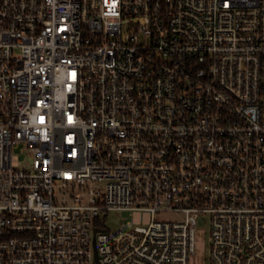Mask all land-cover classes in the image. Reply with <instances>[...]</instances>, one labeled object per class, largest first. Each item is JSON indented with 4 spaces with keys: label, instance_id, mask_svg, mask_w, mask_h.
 Returning a JSON list of instances; mask_svg holds the SVG:
<instances>
[{
    "label": "built area",
    "instance_id": "2783aa9c",
    "mask_svg": "<svg viewBox=\"0 0 264 264\" xmlns=\"http://www.w3.org/2000/svg\"><path fill=\"white\" fill-rule=\"evenodd\" d=\"M200 215L264 264V0H0V264H190Z\"/></svg>",
    "mask_w": 264,
    "mask_h": 264
},
{
    "label": "rangeland",
    "instance_id": "374dc122",
    "mask_svg": "<svg viewBox=\"0 0 264 264\" xmlns=\"http://www.w3.org/2000/svg\"><path fill=\"white\" fill-rule=\"evenodd\" d=\"M29 157L26 150L21 147L13 152V163L16 166L24 164ZM151 216L146 212L131 211H113L109 212L105 218V226L116 231L131 222L133 225H146ZM209 219L206 215H200L196 225V248L194 254L190 257V264H208L210 255V232Z\"/></svg>",
    "mask_w": 264,
    "mask_h": 264
}]
</instances>
